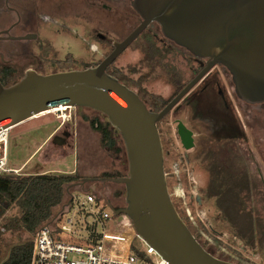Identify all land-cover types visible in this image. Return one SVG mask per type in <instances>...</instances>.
<instances>
[{
  "label": "water",
  "instance_id": "95a60500",
  "mask_svg": "<svg viewBox=\"0 0 264 264\" xmlns=\"http://www.w3.org/2000/svg\"><path fill=\"white\" fill-rule=\"evenodd\" d=\"M132 6L141 17L139 26L122 42H114L99 64L48 74L30 70L8 86L0 80V129L60 107L103 114L119 132L128 171L120 177H84L68 184L65 206L74 200L70 189L86 182L121 184L125 207L116 208L106 198L104 204L114 216L126 215L135 233L170 264H238L204 248L178 212L169 192L158 123L216 65L228 70L240 100L264 103V0H132ZM151 23L158 24L166 39L206 60L160 111L149 109L135 90L107 71ZM177 133L186 150L194 148V133L181 120ZM52 139L64 144L57 134Z\"/></svg>",
  "mask_w": 264,
  "mask_h": 264
},
{
  "label": "rangeland",
  "instance_id": "374dc122",
  "mask_svg": "<svg viewBox=\"0 0 264 264\" xmlns=\"http://www.w3.org/2000/svg\"><path fill=\"white\" fill-rule=\"evenodd\" d=\"M154 31L160 33V36L164 38L163 40L159 37L160 44L168 46L176 55V63L182 66L186 63L189 65L184 71V80L189 82L193 77L194 69L197 67L193 60L194 57L183 48L169 45L167 43L169 40L162 35L160 27ZM89 43L91 51L81 47V40L72 41L70 39V55L77 60L75 69H84L85 64H98L107 56V51L110 48L107 45L109 44L106 43V49H104L102 46L105 45H101L97 40H92ZM144 45L141 39L134 42L115 61V67L122 69L125 74L131 77L138 78L147 75L151 69L142 62ZM133 68L137 69L136 72L132 71ZM46 72L43 74H48ZM228 75L230 76L229 73ZM134 86L133 90H139L141 96L146 99L149 98L150 94L161 95L167 99L175 91L168 75L160 69L148 76L144 85ZM229 90L233 92V89L230 88ZM195 100L194 93H190L169 115L158 123L164 144H166L163 148L168 151L167 153L164 152L169 192L173 202L181 207L183 212L186 210V216L190 217L193 229L200 230L199 242L205 241L206 249L215 252L216 257L233 262L229 256L230 251L227 242L230 243L233 237L230 231L232 226H235L233 222L236 220L234 217L233 219L230 218L225 212L220 213L219 219H216L215 211L220 209V205L216 203V196H210L207 189L211 180H215L217 176L213 172L214 163L218 161L217 155H219V163L224 164L223 167L227 170L230 168L231 171H233L232 169L242 171L247 163L254 170L258 166L254 165L255 161H258L259 167L262 168V171L264 170V108L260 105L246 106L247 116L243 119L249 124L247 128H244L247 139L245 142L240 139L229 141L223 138L232 135L233 132L216 124L217 115L214 108L203 104L206 101L204 98ZM61 113L63 112L58 113L57 110H51L10 129L9 163L11 167L20 169L19 174L26 175L75 173L78 170V165L80 167L77 173L81 178H101V174L106 171H118L126 175L128 162L125 150L121 155L109 152L107 148L102 146L99 132L94 130L90 122L83 117L84 115L90 118L99 117L105 122L108 121L106 116L87 108H67V111H64L65 116ZM176 118H179L186 126L196 132L195 147L189 151H186L181 145L177 133ZM63 121L68 123L70 131L75 132V134L69 145H54L50 142L52 135L57 134L54 130ZM117 139L118 144L123 145L120 135ZM244 148L249 149L248 153ZM185 153H188L187 157ZM235 155L243 156V158H238ZM209 156L211 158L206 159ZM219 163L217 165H220ZM70 191L75 197L74 208L69 213L64 214L58 222V226L70 225L69 219L74 220L73 231L68 232L64 237V239L73 242H82V237H86L88 234L87 226L95 221L92 210L97 209L96 205L86 204L85 207L82 206L87 193L90 192L96 197L112 200L118 205H121L122 199L125 198L123 185L112 182L103 183L100 180L86 182L82 188H73ZM118 191H124V194L117 196L116 192ZM220 192L219 196H222L224 193ZM197 197L201 201H196ZM68 199L69 196L66 192L64 202L67 203ZM102 205L105 206L103 201ZM59 208L60 206L54 210V217L58 216ZM16 211L17 209H10L6 215L15 214ZM2 223L3 220L0 219V224ZM239 223L238 227L242 226V220ZM112 226H116L119 231L123 230L128 234L135 232L131 221L124 214L113 215L107 223L108 228ZM98 228L99 230L102 229L99 224ZM0 231L2 232L0 262L6 258L13 245L34 238V235L25 231ZM238 231L242 230L239 229ZM234 239L235 246L240 245V239L237 237ZM134 244L138 248L142 246L139 238H135Z\"/></svg>",
  "mask_w": 264,
  "mask_h": 264
},
{
  "label": "flooded vegetation",
  "instance_id": "af4514ba",
  "mask_svg": "<svg viewBox=\"0 0 264 264\" xmlns=\"http://www.w3.org/2000/svg\"><path fill=\"white\" fill-rule=\"evenodd\" d=\"M140 22L141 17L134 10L132 0H0V69L11 68L13 72L21 75L20 78L30 70L39 73L58 72L59 65H70V39L81 40V47L88 51H91L89 42L92 40L105 45L102 46L104 49L106 43L109 44L107 46L112 47V51L113 43L125 40ZM157 29H159L158 24L151 23L134 42L139 39L144 41L142 38L144 33H152ZM193 60L197 67L193 71L192 79L206 65L205 59L194 57ZM227 72L228 70L223 66L212 67L182 100L192 92L196 100L204 98L206 101L203 104L213 107L216 112V124L233 132L223 139L229 141L240 139L245 142L247 138L244 128L249 126L243 119L247 116L245 107L260 105L264 108V103L249 104L240 100L235 94L231 75L229 76ZM230 88L233 92L229 90ZM136 92L138 93V90ZM140 97L146 102L145 97L141 95ZM179 120L176 118V123ZM192 131L195 141L196 132ZM55 133L65 145H69L75 134L70 131L65 121L59 125ZM161 139L165 147L162 135ZM50 142L58 145L53 139ZM244 149L248 153L249 149ZM164 151L168 152L165 148ZM185 156L187 157L188 153H185ZM235 156L243 158V156ZM213 158L215 159V156ZM216 159L219 163V155ZM255 162L253 164L258 166L254 170L247 163L242 171L235 169L231 171L230 168L227 170L224 169V164L214 163L213 170L217 175L215 182L226 184L228 187L221 191L227 192L232 197L230 199L233 206L228 213L230 216L239 217V221L242 220L241 227L232 226L230 234L233 237L230 243L227 242L229 256L238 264H264V170L259 167L258 161ZM217 195L219 196V193ZM197 199L201 201L199 197ZM109 201L116 208L125 207V199H122L121 205ZM65 204L63 202L60 205V211L66 208ZM222 212L219 208L215 211L216 219H219ZM236 237L240 239L238 246H235ZM201 243L204 245L205 241ZM211 253L215 255V252Z\"/></svg>",
  "mask_w": 264,
  "mask_h": 264
},
{
  "label": "trees",
  "instance_id": "16d2710c",
  "mask_svg": "<svg viewBox=\"0 0 264 264\" xmlns=\"http://www.w3.org/2000/svg\"><path fill=\"white\" fill-rule=\"evenodd\" d=\"M159 37L164 40V38L160 36V33L156 31H152V33L146 32L142 36L144 39V41H142L145 44L144 59L142 62L147 64L151 69L147 75L139 77L138 79L128 76L122 69L115 67V62L108 67V73L117 77L122 83L131 89H134V85H144L148 76L152 75L155 70L160 69L164 74L168 75L169 81L175 87V91L173 92V95L175 96L188 83V80H184V71L189 65L186 63L182 66L176 63V55H174L168 46L160 44L161 41ZM167 43L178 47L171 41H167ZM111 49L112 47L109 48L106 55L110 53ZM76 62L77 60L73 59L72 55H70V65H59V70L75 69L77 65ZM93 65L94 64H85L83 68L85 69ZM136 70V68L132 69L133 72H136ZM20 77L21 75L13 72L11 68L6 69L5 67H2L0 69V80L5 86L13 84L18 81ZM138 93L141 95L139 90ZM173 95L166 99L161 95L150 94L149 98L146 99V103L152 111H160L174 97ZM83 117L90 122V125L94 130L99 132L100 141L104 148H107L109 152L115 153L116 155H121L124 152L123 145L118 144L117 137L119 136V132L111 126L109 121L104 122L99 117L90 118L86 115ZM116 134H118L117 137ZM210 158L211 156L206 157L208 160ZM120 176H123V174L118 171H106L101 174V177ZM80 178L81 176L77 172L27 175L12 173L0 176V219L3 220V223L0 224V228H5V231H25L34 235L40 225L52 220L54 217V210L65 201L67 185L79 181ZM226 187H228L226 184L216 183L215 180H211L207 191L209 192V195L213 197L216 196L221 189H226ZM123 194L124 191L116 192L117 196ZM216 198V203L220 205V209L223 213L225 212L233 219L234 216H230L228 213V210L233 206V202L231 201L232 197L229 196L227 192H224V196L223 194L222 196L217 195ZM97 200L100 201L101 198L97 197ZM196 201H198L197 198ZM175 206L181 217L192 229L196 239H199L201 236L200 230L197 229L196 231L193 229L190 217L186 216V210L183 212L182 208L176 203ZM236 208L237 207H235V209ZM10 209H17V211L15 214L7 216L6 213ZM234 218L236 222L233 223L235 227H238L240 224L239 217ZM1 237L2 232L0 231V240ZM203 246L204 248H207L206 243ZM32 253L33 240L15 244L9 249L8 255L0 262V264H31ZM1 256L2 250L0 245V258Z\"/></svg>",
  "mask_w": 264,
  "mask_h": 264
},
{
  "label": "built area",
  "instance_id": "2783aa9c",
  "mask_svg": "<svg viewBox=\"0 0 264 264\" xmlns=\"http://www.w3.org/2000/svg\"><path fill=\"white\" fill-rule=\"evenodd\" d=\"M10 129H0V176L20 172V169L11 167L9 163ZM74 201L75 197L70 206L57 217L37 228L33 238L31 264H170L135 232L128 234L119 231L116 226L108 228L107 223L113 214L106 205H102V198L98 201L90 192L82 206L94 204L97 209L92 210L95 221L87 226V236L82 237V242L64 239L68 232L73 231L74 220L69 219L70 225L58 226V222L65 213L73 210ZM1 230L5 231V228ZM135 238L141 241L140 248L135 246Z\"/></svg>",
  "mask_w": 264,
  "mask_h": 264
},
{
  "label": "bare ground",
  "instance_id": "6f19581e",
  "mask_svg": "<svg viewBox=\"0 0 264 264\" xmlns=\"http://www.w3.org/2000/svg\"><path fill=\"white\" fill-rule=\"evenodd\" d=\"M63 109H67V107H60V108H55V109H52V110H57V112L58 113H60V112H63V113H61L63 116H65L66 115V113H64V111L65 110H63ZM51 111V110H50ZM46 112H49V111H46ZM46 112H43L42 114H45ZM39 116V115H38ZM36 117V116H35ZM62 117V116H61Z\"/></svg>",
  "mask_w": 264,
  "mask_h": 264
},
{
  "label": "crops",
  "instance_id": "0c3cea01",
  "mask_svg": "<svg viewBox=\"0 0 264 264\" xmlns=\"http://www.w3.org/2000/svg\"><path fill=\"white\" fill-rule=\"evenodd\" d=\"M54 131H55V130H54ZM79 167H80V166L78 165V170H77L76 172H79ZM72 173H73V172H72Z\"/></svg>",
  "mask_w": 264,
  "mask_h": 264
}]
</instances>
